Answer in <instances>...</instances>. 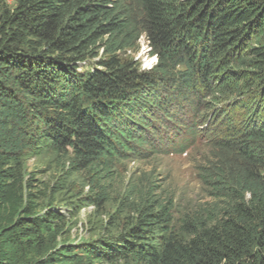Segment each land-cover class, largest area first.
Instances as JSON below:
<instances>
[{"label":"trees","instance_id":"1","mask_svg":"<svg viewBox=\"0 0 264 264\" xmlns=\"http://www.w3.org/2000/svg\"><path fill=\"white\" fill-rule=\"evenodd\" d=\"M142 37L150 70L122 56ZM210 116L217 205L180 226L143 199L115 234L59 242L62 215L24 182L41 153L109 174L185 150ZM0 264H264V0H0Z\"/></svg>","mask_w":264,"mask_h":264},{"label":"rangeland","instance_id":"2","mask_svg":"<svg viewBox=\"0 0 264 264\" xmlns=\"http://www.w3.org/2000/svg\"><path fill=\"white\" fill-rule=\"evenodd\" d=\"M148 51L142 37L137 49L122 56L150 70L156 58ZM211 126L214 124L210 116L193 145L185 150L157 149L145 156L122 159L113 164L109 174L93 168L74 169L70 155H32L24 164V182L35 196L43 194V202L53 201L62 215L64 227L59 242L77 244L115 234L130 222L143 199L167 204L174 224L180 226L185 216L217 205L200 176L203 167L211 162V138L216 133ZM91 178H97V186L89 184ZM98 194L104 197L100 204L82 200Z\"/></svg>","mask_w":264,"mask_h":264},{"label":"bare ground","instance_id":"3","mask_svg":"<svg viewBox=\"0 0 264 264\" xmlns=\"http://www.w3.org/2000/svg\"><path fill=\"white\" fill-rule=\"evenodd\" d=\"M149 46V45H148Z\"/></svg>","mask_w":264,"mask_h":264},{"label":"clouds","instance_id":"4","mask_svg":"<svg viewBox=\"0 0 264 264\" xmlns=\"http://www.w3.org/2000/svg\"><path fill=\"white\" fill-rule=\"evenodd\" d=\"M152 68V67H151Z\"/></svg>","mask_w":264,"mask_h":264}]
</instances>
